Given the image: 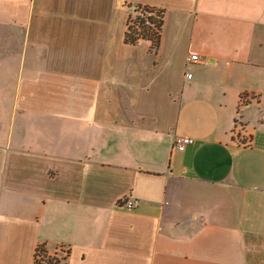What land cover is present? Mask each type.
I'll list each match as a JSON object with an SVG mask.
<instances>
[{"label": "crops", "instance_id": "obj_1", "mask_svg": "<svg viewBox=\"0 0 264 264\" xmlns=\"http://www.w3.org/2000/svg\"><path fill=\"white\" fill-rule=\"evenodd\" d=\"M136 5L163 10L155 53L125 39ZM41 243L264 264V0H0V264Z\"/></svg>", "mask_w": 264, "mask_h": 264}, {"label": "trees", "instance_id": "obj_2", "mask_svg": "<svg viewBox=\"0 0 264 264\" xmlns=\"http://www.w3.org/2000/svg\"><path fill=\"white\" fill-rule=\"evenodd\" d=\"M133 9L135 15L131 14L129 17L125 39L133 44L147 39L151 42V50L157 52L161 38L163 10L148 5H136ZM41 258L44 264H62L63 260L57 255H51L44 243L38 244L34 263L41 264Z\"/></svg>", "mask_w": 264, "mask_h": 264}, {"label": "built area", "instance_id": "obj_3", "mask_svg": "<svg viewBox=\"0 0 264 264\" xmlns=\"http://www.w3.org/2000/svg\"><path fill=\"white\" fill-rule=\"evenodd\" d=\"M189 61H194V62H200L202 60V58L200 56H198L197 54H192L188 57ZM187 77H191V74L188 73ZM174 146L179 150H185L187 148V146L189 145H193L195 143L194 138H192L191 136H175L174 138ZM123 204L126 206L127 209H132L137 205V201L135 200H123Z\"/></svg>", "mask_w": 264, "mask_h": 264}, {"label": "rangeland", "instance_id": "obj_4", "mask_svg": "<svg viewBox=\"0 0 264 264\" xmlns=\"http://www.w3.org/2000/svg\"><path fill=\"white\" fill-rule=\"evenodd\" d=\"M133 15H135V13H134V12H133ZM40 260H41V264H44V261H43V259L41 258Z\"/></svg>", "mask_w": 264, "mask_h": 264}]
</instances>
